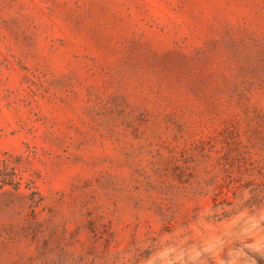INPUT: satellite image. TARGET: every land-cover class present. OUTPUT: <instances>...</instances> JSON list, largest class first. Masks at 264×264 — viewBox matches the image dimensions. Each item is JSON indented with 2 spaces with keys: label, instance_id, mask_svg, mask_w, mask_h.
Here are the masks:
<instances>
[{
  "label": "rangeland",
  "instance_id": "obj_1",
  "mask_svg": "<svg viewBox=\"0 0 264 264\" xmlns=\"http://www.w3.org/2000/svg\"><path fill=\"white\" fill-rule=\"evenodd\" d=\"M0 264H264V0H0Z\"/></svg>",
  "mask_w": 264,
  "mask_h": 264
},
{
  "label": "trees",
  "instance_id": "obj_2",
  "mask_svg": "<svg viewBox=\"0 0 264 264\" xmlns=\"http://www.w3.org/2000/svg\"><path fill=\"white\" fill-rule=\"evenodd\" d=\"M18 175L14 168H10L7 162H2L0 166V189L4 186H12L18 189L21 185V179H18Z\"/></svg>",
  "mask_w": 264,
  "mask_h": 264
}]
</instances>
